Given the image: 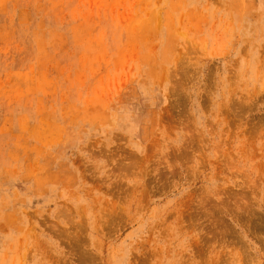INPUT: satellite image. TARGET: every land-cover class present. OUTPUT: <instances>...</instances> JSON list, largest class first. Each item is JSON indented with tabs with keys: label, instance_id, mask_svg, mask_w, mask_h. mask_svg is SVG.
Masks as SVG:
<instances>
[{
	"label": "rangeland",
	"instance_id": "obj_1",
	"mask_svg": "<svg viewBox=\"0 0 264 264\" xmlns=\"http://www.w3.org/2000/svg\"><path fill=\"white\" fill-rule=\"evenodd\" d=\"M0 264H264V0H0Z\"/></svg>",
	"mask_w": 264,
	"mask_h": 264
}]
</instances>
